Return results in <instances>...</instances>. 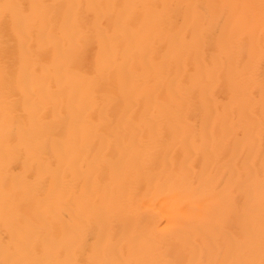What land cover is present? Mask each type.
I'll list each match as a JSON object with an SVG mask.
<instances>
[{
  "label": "bare ground",
  "instance_id": "1",
  "mask_svg": "<svg viewBox=\"0 0 264 264\" xmlns=\"http://www.w3.org/2000/svg\"><path fill=\"white\" fill-rule=\"evenodd\" d=\"M0 264H264V0H0Z\"/></svg>",
  "mask_w": 264,
  "mask_h": 264
}]
</instances>
